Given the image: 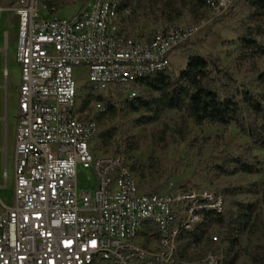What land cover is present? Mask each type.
I'll list each match as a JSON object with an SVG mask.
<instances>
[{
    "label": "built area",
    "instance_id": "2783aa9c",
    "mask_svg": "<svg viewBox=\"0 0 264 264\" xmlns=\"http://www.w3.org/2000/svg\"><path fill=\"white\" fill-rule=\"evenodd\" d=\"M229 2L208 4L220 12ZM4 12L17 20L21 77L14 197L11 206L0 199V264H221L216 235L201 259L184 261L179 246L182 235L196 232L207 214L224 212L225 195L193 187L143 193L124 157L98 155L94 149L98 126L89 120L90 110L103 112L104 106L78 111L77 70L85 69L86 82L95 88L130 86L169 70L172 53L205 21L172 25L151 41H137L123 31L130 12L121 13L113 0H89L63 18L52 15L42 0H0V22ZM7 56L0 70L5 81L0 93L6 96L3 114L0 109V189L9 179ZM89 171L96 186L88 176V185L81 180Z\"/></svg>",
    "mask_w": 264,
    "mask_h": 264
},
{
    "label": "trees",
    "instance_id": "16d2710c",
    "mask_svg": "<svg viewBox=\"0 0 264 264\" xmlns=\"http://www.w3.org/2000/svg\"><path fill=\"white\" fill-rule=\"evenodd\" d=\"M67 1L42 0L54 16ZM88 1L82 0V8ZM113 1L118 4L121 13L130 12L124 19L123 31L137 41H151L158 31L187 18V25L199 22L206 17L209 9V0ZM245 1L250 11L248 19L254 28L249 27L247 35L240 37L237 48L239 58L264 57V0ZM144 23H151L160 29L143 33ZM187 53V67L179 74L169 69L146 76L130 86L116 87L120 94H126L122 100L109 94V89L95 88L89 82L79 89L80 113L90 110L91 104L104 106L103 112L90 110L89 120L98 126L96 150L124 157L138 179L140 190L146 194L161 193V186H156L157 168L140 162L129 165L127 160L148 145L149 139L156 148L186 141L187 131L181 129L176 134L159 129L173 112L183 113L197 125H235L256 147L264 151V91L255 94L240 85L219 59L203 57L192 51ZM261 79L264 83V74ZM128 90L135 92L136 97L129 98ZM141 129H152V132L145 138L137 134ZM248 155L249 152L225 155L221 164L215 165V169L225 177L254 175L258 173L259 166ZM174 188L187 186L178 184ZM222 192L226 199L224 212L219 215L207 214L204 224L196 232L182 235L179 246L181 258L184 261L198 259L195 254L198 249L204 250L206 254L212 246L211 236L216 235L222 245L221 264H239L243 251H248L249 264H264V187L261 192L256 190L254 193H261V213L257 203L238 200L242 194L240 189L227 188Z\"/></svg>",
    "mask_w": 264,
    "mask_h": 264
},
{
    "label": "rangeland",
    "instance_id": "374dc122",
    "mask_svg": "<svg viewBox=\"0 0 264 264\" xmlns=\"http://www.w3.org/2000/svg\"><path fill=\"white\" fill-rule=\"evenodd\" d=\"M229 6L225 11L218 12L208 9L206 17L199 21H205L202 29L192 37L190 41L183 44L181 49L175 50L171 55V71L179 74L185 70L188 64V53L194 52L203 57L212 56L219 59L223 66L230 71L240 85H244L255 94L264 91V83L261 76L264 74V57L240 59L237 48L240 37L247 35L249 27L254 28L249 18V8L245 0H229ZM4 8H9L7 3ZM82 9V0H68L56 13V17H70ZM232 10V11H231ZM189 19L178 22L182 27L195 26L199 22L187 25ZM17 20L11 17V13L4 12L0 22V70L6 64V53L8 54V67L10 73V86L8 92V129H9V179L6 189H0V199L7 205H12L14 197V139L16 134V116L18 114V86L20 83V70L16 63V41ZM153 29L151 23H144L143 33ZM141 32V31H139ZM8 51L6 52V39ZM82 73V74H81ZM77 83L80 87L88 80L85 69L76 71ZM4 79L0 76V85L4 86ZM132 90L126 91L127 93ZM119 100L125 98L126 94H120L115 87L108 90ZM5 91L0 93V109L2 114L5 110ZM179 134V130L187 131V139L183 143L163 144V148L151 145L142 147L140 151L133 154L127 162L129 165L140 162L149 167L157 168L156 186H161V193L173 190L178 184L186 187L202 188L224 194L227 188L240 189L242 194L238 197L240 201L257 203L258 211H263L261 193L255 195V191L264 187V151L256 147L251 140L243 135L235 125L222 127L212 124L197 125L189 120L183 113L173 112L166 118L163 126L159 129ZM4 123L2 134L4 135ZM152 129L138 130L137 134L149 137ZM179 140V139H178ZM147 142V141H146ZM94 149L98 155L115 156L113 153H104ZM248 158L258 164V173L254 175H237L225 177L218 174L215 165L221 164L223 156L228 154L248 153ZM3 170V169H2ZM80 172L81 169H80ZM3 173V172H2ZM90 177L96 186V178L92 171L81 174V180L88 185L86 178ZM4 180L1 178V185ZM245 246V243H243ZM198 259L204 257V250L195 251ZM239 264H249L248 251H243Z\"/></svg>",
    "mask_w": 264,
    "mask_h": 264
}]
</instances>
